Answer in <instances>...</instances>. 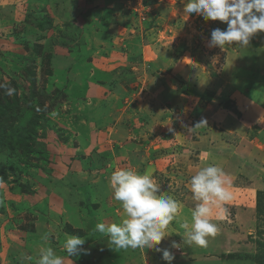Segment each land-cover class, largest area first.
Instances as JSON below:
<instances>
[{"label": "rangeland", "instance_id": "obj_1", "mask_svg": "<svg viewBox=\"0 0 264 264\" xmlns=\"http://www.w3.org/2000/svg\"><path fill=\"white\" fill-rule=\"evenodd\" d=\"M184 3L0 0V83L15 89L12 95L0 89V105L8 110L0 122V264H36L41 246L52 247L64 264H166L155 249H119L95 230L98 222L121 220L123 209L109 186L116 168L150 174L161 195L181 204L157 245L174 254L172 264H237L230 261L236 257L264 264V75L254 69L241 87L244 96L230 84L219 88L225 79L217 77L233 71L234 59L246 57V70L257 59L235 44L207 47L212 29L226 25L195 14L187 19ZM161 50L173 56L161 62L166 73H136L160 61ZM138 62L142 68H132ZM186 63L198 67L199 77L182 67ZM181 73L191 88L194 78L207 79L195 90L213 81L205 89L225 100L205 114L186 109L168 119L159 108L160 82L179 93ZM202 119L219 131L214 150L208 132L187 130ZM239 140L259 146L243 150V158L234 149ZM212 163L231 178L232 199L224 219L213 211L219 231L207 245H189L180 225L184 219L191 224L199 203L189 181ZM70 235L85 238L87 254L67 256L63 244Z\"/></svg>", "mask_w": 264, "mask_h": 264}, {"label": "clouds", "instance_id": "obj_2", "mask_svg": "<svg viewBox=\"0 0 264 264\" xmlns=\"http://www.w3.org/2000/svg\"><path fill=\"white\" fill-rule=\"evenodd\" d=\"M183 10L187 19L191 14L204 21H219L226 25L212 29L207 47L223 49L233 44L247 48L254 36L264 33V0H186ZM7 95L15 89L9 84L0 83ZM207 125L201 120L189 127V132ZM192 198L199 203L191 211V224L187 219L181 223L185 230L183 240L186 244L200 247L207 245V237L215 236L219 229L212 221L213 211L217 220L224 219L228 213L225 203L232 199L229 191L232 181L224 170L212 163L199 169L190 178ZM113 199L120 202L123 214L119 223L98 222L95 230L105 234L109 243L119 249H155L161 253L166 264H172L174 254L168 248L157 245L167 237L165 231L181 211V204L170 195H161L160 186L150 174H141L132 168H116L109 177ZM85 238L70 235L63 248L67 256L87 254L83 246ZM172 248H179L173 241ZM31 259V257H30ZM36 264H64L63 257L52 247L41 246Z\"/></svg>", "mask_w": 264, "mask_h": 264}, {"label": "crops", "instance_id": "obj_3", "mask_svg": "<svg viewBox=\"0 0 264 264\" xmlns=\"http://www.w3.org/2000/svg\"><path fill=\"white\" fill-rule=\"evenodd\" d=\"M256 41H257V43H256ZM250 43H252L253 45L249 44L247 49L250 51V53L253 54V57L257 59L258 64L256 63V66H253L249 70H246V68L251 66V62L249 60H247L246 57L243 60H240L237 57L239 61L237 59L233 60L234 61L233 62L234 65L237 64L235 67H233V71H231L230 69L227 68L225 70V74L224 75H222L220 77H217L216 80H219L221 78L225 79V80H222L220 82L222 85L219 88H223L226 85L229 86V84H230L231 85V90H233L234 94L238 93V94L244 96L243 93H242L243 90H242L241 87L245 86L244 82H245L246 79H248V77L249 78L254 77V75H253V74H255L254 69H256L259 74H263L264 75V33H258L256 36H254L252 38ZM256 45H258V46L256 47ZM157 53H158V51L156 52V54ZM159 53H158V55H159ZM161 54H162V56H161L160 61H157L158 58H156L154 61H152L151 65L145 66L143 68H142V66L144 64L138 62L136 64H133L132 68H134V69H136L138 67L142 68V69H139L140 72H136L138 74L142 73L143 71H145L146 68H148V70L151 71V72H153L154 70H157V69H159V70L161 69L160 73H166L167 72L166 69L168 67H166V69H163V66H162L161 62L165 63V61L171 59L173 56H171V54L168 53L166 50H161ZM177 61L178 62L177 63L174 62L170 66V68H172V69L175 68V66H173V65H177L180 62L179 60H177ZM185 61H186V59H185ZM245 62H248V64H246ZM189 66L186 63L182 67H184L187 71H190L192 73L195 71V68H196V71L199 70L198 67L192 68V67H189ZM196 71H195L194 74H196ZM240 71L242 73H240ZM200 73H202V72H200ZM246 73H249V74H246ZM160 75H164V74H160ZM197 75L199 77V74H196V77H197ZM180 76H182L183 83H184V88L183 89L181 88V90L188 89V91L190 92L189 94L188 93H184L181 90H179V93H177V91H175V89H174L175 87L173 88L171 86V84H169V86H168L167 84L164 83V80L160 82V85H161V87H163V89L161 88L162 89V91H161L162 93L161 94L158 93V96H162V101L164 103L161 102L160 105H159V108H160V110L165 111V112H163V115L169 116L168 119L170 117H173V114L176 111L177 112L181 111V110L184 111L186 109H188V110L191 109L188 113H193L197 108H201L200 111H202L205 114L204 110H205L206 107L208 108V107L212 106L213 104L219 105L220 104L219 101H224L225 97L227 96L225 94H223V95L218 94L217 93L218 90H216L215 91V95H213V93H210L209 89H205L206 85L208 86L209 83L213 82V81H211V82L205 83V81H207V79H204L205 77H203V78H201V77L200 78H194L193 81H192L194 83L192 84V88H191V87H189V84L186 83V79L184 78L183 73H181ZM203 80H205L204 81V86L202 87L203 89L202 90L201 89L200 90H198V89L195 90L196 89L194 87L195 83L197 85L198 84L202 85L203 84L202 83ZM255 81H256V79L254 80V85H256ZM235 85L237 87H235ZM179 87H180V85H179ZM163 96H166V97L163 99ZM171 100H172V102H171ZM175 107H176V109H175ZM252 108H253V106H252ZM243 114L245 115V112ZM187 120H189L188 122H191V124H192V118H188ZM199 121H201V120H199ZM226 121H230V120L227 119V120H225V122ZM174 123L176 124V121ZM208 123L212 124L211 122L207 121V124ZM212 127H213V125L211 127L208 126V125H204V126H202L200 128L209 133V135H204V136L208 140L210 139L211 143L208 145V147L210 149L214 150L216 144H213V143H214V141L217 140V138L220 137V134H218L219 131L217 129H214V130L211 131ZM173 129H174L173 132L176 131L175 128H173ZM223 134L226 135L227 137H229V136H232L234 133L228 132V131L227 132L223 131ZM157 137H158V140H159V136H157ZM198 138H199V136H198ZM254 142L255 141H253V143H249L246 140H244V141L239 140V144H237V147H234V149L235 148L238 149V151L236 153H241L243 158H244L246 156V154H248V153H244L243 150L255 149L256 147L259 146L258 143H254ZM252 155H254V154L247 155V157H250ZM253 159L256 160L257 156L255 155L253 157ZM248 160L252 161L251 159H248ZM249 246H250V243H246V247L245 248L247 250H249ZM240 249L243 250V248H240ZM249 252H250V254H253L251 251H249ZM248 260L250 261V259H248ZM230 261L236 262L237 264H244L245 263V261L243 259H240V257H236L235 259H231ZM250 263H251V261H250Z\"/></svg>", "mask_w": 264, "mask_h": 264}, {"label": "trees", "instance_id": "obj_4", "mask_svg": "<svg viewBox=\"0 0 264 264\" xmlns=\"http://www.w3.org/2000/svg\"><path fill=\"white\" fill-rule=\"evenodd\" d=\"M186 90V89H184ZM8 110L7 109H3L0 105V122H3L4 123V120L5 118L7 117L6 114H7ZM6 116V117H5ZM0 130L2 129V123H0ZM1 139V138H0ZM231 260V259H230Z\"/></svg>", "mask_w": 264, "mask_h": 264}, {"label": "built area", "instance_id": "obj_5", "mask_svg": "<svg viewBox=\"0 0 264 264\" xmlns=\"http://www.w3.org/2000/svg\"><path fill=\"white\" fill-rule=\"evenodd\" d=\"M179 250V249H178Z\"/></svg>", "mask_w": 264, "mask_h": 264}]
</instances>
